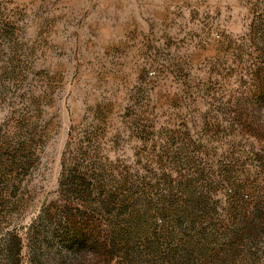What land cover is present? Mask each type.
Masks as SVG:
<instances>
[{"label":"rangeland","instance_id":"374dc122","mask_svg":"<svg viewBox=\"0 0 264 264\" xmlns=\"http://www.w3.org/2000/svg\"><path fill=\"white\" fill-rule=\"evenodd\" d=\"M0 264H264V0H0Z\"/></svg>","mask_w":264,"mask_h":264},{"label":"trees","instance_id":"16d2710c","mask_svg":"<svg viewBox=\"0 0 264 264\" xmlns=\"http://www.w3.org/2000/svg\"><path fill=\"white\" fill-rule=\"evenodd\" d=\"M67 233H68V229L66 230L65 234L67 235Z\"/></svg>","mask_w":264,"mask_h":264}]
</instances>
